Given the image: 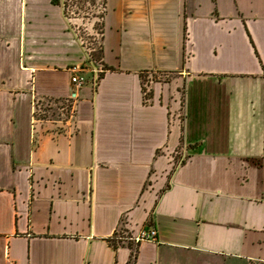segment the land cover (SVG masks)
<instances>
[{"label":"crops","instance_id":"crops-1","mask_svg":"<svg viewBox=\"0 0 264 264\" xmlns=\"http://www.w3.org/2000/svg\"><path fill=\"white\" fill-rule=\"evenodd\" d=\"M105 3L94 65L63 0H0V264H264V0Z\"/></svg>","mask_w":264,"mask_h":264},{"label":"rangeland","instance_id":"rangeland-1","mask_svg":"<svg viewBox=\"0 0 264 264\" xmlns=\"http://www.w3.org/2000/svg\"><path fill=\"white\" fill-rule=\"evenodd\" d=\"M63 4L65 5L64 7L67 17L73 22L72 23L73 30L76 31V33L82 38L81 40L83 42L85 53L87 55L86 63L99 65L101 63L98 56L100 55L101 40L103 34L102 24H103L104 0H69L67 1V6H66V0H63ZM81 68L84 69L83 67ZM155 78L156 79L160 78L165 81L172 79L173 75H164V74H155L153 76L144 75L143 84L147 90L149 89L148 88L149 81ZM183 91L184 90L182 88L180 90V96H181L180 98L182 105H184ZM183 107L180 109V113H179L180 115L179 117L181 119L183 118V113H182ZM36 108H37L36 111L37 119L67 120L71 118V114H72L70 110L71 109L70 103H66L65 101L49 102V100H40V102L36 104ZM125 234L127 237H131L130 233L128 235L127 233Z\"/></svg>","mask_w":264,"mask_h":264},{"label":"built area","instance_id":"built-area-1","mask_svg":"<svg viewBox=\"0 0 264 264\" xmlns=\"http://www.w3.org/2000/svg\"><path fill=\"white\" fill-rule=\"evenodd\" d=\"M64 5V4H63ZM75 71V69L73 70ZM102 73V71L100 69L94 68V72H93V84L97 82V80L99 79V75ZM72 83L77 86L78 88L83 86L85 83V79L82 78V76L76 74V72H73L72 75ZM71 99H73V97H71ZM71 106V105H70ZM72 112V109H70ZM185 157H182L180 160V163L183 162L185 160ZM122 231V233H121ZM127 235L129 234V232L124 228H122L119 232H118V236L120 239H126L128 241H134L136 243H139L140 241H156L157 239V232L154 228L149 229L148 231H141L138 235L134 236V237H127ZM125 234V235H124Z\"/></svg>","mask_w":264,"mask_h":264},{"label":"trees","instance_id":"trees-1","mask_svg":"<svg viewBox=\"0 0 264 264\" xmlns=\"http://www.w3.org/2000/svg\"><path fill=\"white\" fill-rule=\"evenodd\" d=\"M67 1H69V0H66V6H67ZM106 7V3H105V0H104V7H103V18H104V8ZM102 31H103V24H102ZM102 38H103V34H102ZM103 56V48H102V45H101V48H100V55L98 56V58L100 59V61H101V57ZM147 89L145 88V86H144V93H145V98H148L149 97V93H147V91H146ZM118 236V233L116 234V237ZM119 242H121L120 240H118ZM111 246H113V248L114 249H117L118 248V245H117V243H115V242H111ZM129 247L131 248V249H133L134 247H133V244L131 243V244H129ZM133 256V255H132ZM132 258L130 259V264H132Z\"/></svg>","mask_w":264,"mask_h":264}]
</instances>
